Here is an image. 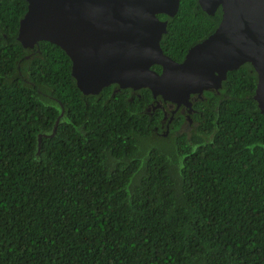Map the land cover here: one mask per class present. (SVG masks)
Returning <instances> with one entry per match:
<instances>
[{"label":"trees","instance_id":"16d2710c","mask_svg":"<svg viewBox=\"0 0 264 264\" xmlns=\"http://www.w3.org/2000/svg\"><path fill=\"white\" fill-rule=\"evenodd\" d=\"M26 10L0 0V264H264L253 67L228 72L218 95L205 91L193 105L200 130L164 154L137 113L150 91L83 95L59 47L17 42ZM157 17L167 21L163 53L181 62L221 8L209 16L180 0L173 18Z\"/></svg>","mask_w":264,"mask_h":264},{"label":"water","instance_id":"95a60500","mask_svg":"<svg viewBox=\"0 0 264 264\" xmlns=\"http://www.w3.org/2000/svg\"><path fill=\"white\" fill-rule=\"evenodd\" d=\"M25 1L17 42L24 49L39 42L59 47L70 59L71 76L85 96L110 85L118 90L147 89L154 99L191 112L190 96L218 91L228 72L248 63L257 75L253 99L264 117V0H197L209 16L221 8V21L181 62L163 53L160 40L167 21L157 17L173 18L180 0ZM58 122L59 118L51 135L43 136H53ZM40 143L41 135L37 153Z\"/></svg>","mask_w":264,"mask_h":264},{"label":"flooded vegetation","instance_id":"af4514ba","mask_svg":"<svg viewBox=\"0 0 264 264\" xmlns=\"http://www.w3.org/2000/svg\"><path fill=\"white\" fill-rule=\"evenodd\" d=\"M119 90H130L132 95H135V97H140L139 91L141 89ZM119 90L116 86L113 93L118 92ZM218 91L215 92L217 95L219 94ZM198 100H202V95L200 97L196 95L190 96L191 112H189L188 109L184 106H180L177 108L176 105H173L169 102L164 103L160 97H157L156 99L152 97L151 102L144 109V111H137L138 114L142 113L147 116V122L144 124L145 130L150 136L154 138V145L158 147L164 154H166L168 148L172 149L171 141L174 138L184 136L186 139L191 140V136L200 130V124H198L194 120L195 116L198 113L193 107L194 103ZM133 113L135 114V112ZM190 143L192 144V142ZM172 153V151L167 152V154ZM168 169L171 171L172 168L170 167Z\"/></svg>","mask_w":264,"mask_h":264},{"label":"rangeland","instance_id":"374dc122","mask_svg":"<svg viewBox=\"0 0 264 264\" xmlns=\"http://www.w3.org/2000/svg\"><path fill=\"white\" fill-rule=\"evenodd\" d=\"M169 155H171V154H169ZM173 169H174V168H172L171 170L173 171Z\"/></svg>","mask_w":264,"mask_h":264}]
</instances>
